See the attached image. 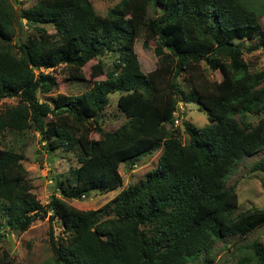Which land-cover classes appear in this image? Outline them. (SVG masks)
<instances>
[{
  "label": "trees",
  "instance_id": "16d2710c",
  "mask_svg": "<svg viewBox=\"0 0 264 264\" xmlns=\"http://www.w3.org/2000/svg\"><path fill=\"white\" fill-rule=\"evenodd\" d=\"M23 21L33 29L24 40ZM40 25H51L54 33ZM260 34L256 8L242 0H120L104 16L88 0H36L24 10L0 0V101L17 100L0 110V142L5 133L33 131L46 150L73 152L78 163L56 183L58 196L42 205L26 180L23 154L0 149L5 227L23 232L48 216L52 256L45 264H189L225 237H245L264 226V208L231 216L238 197L228 185L242 157L264 150V121H236L264 114V70L251 73L238 44ZM139 38L155 42L158 65L147 74L134 54ZM106 54L113 57L112 67L105 71L96 64L91 74L103 80H92L80 95L38 100L56 86L45 71L64 66L70 81L84 83L82 68ZM202 62L220 71L219 82L207 79ZM180 75L186 76V95ZM115 92L126 122L105 132L98 121ZM184 99L206 113V126L184 119L180 128L178 117L174 126L173 114ZM158 148L156 167L111 206L81 211L66 203L118 189L120 165L131 168ZM252 170L263 174L264 189V153ZM53 222L61 229L57 237ZM248 247L256 264H264V246L254 240ZM7 258L0 256V264H11ZM250 263L242 257L236 264Z\"/></svg>",
  "mask_w": 264,
  "mask_h": 264
},
{
  "label": "rangeland",
  "instance_id": "374dc122",
  "mask_svg": "<svg viewBox=\"0 0 264 264\" xmlns=\"http://www.w3.org/2000/svg\"><path fill=\"white\" fill-rule=\"evenodd\" d=\"M15 10H24L32 6L36 0H10ZM96 14L104 16L106 12L116 5L120 0H88ZM245 6L256 8V16L259 20L261 34L252 41L242 40L238 44L243 49L242 60L248 66L251 73H259L264 70V0H242ZM48 33L53 34L54 29L51 25H40ZM33 33L31 26L22 22L21 39ZM155 42H145L142 38L136 40L134 44V54L139 64L140 71L147 74L153 71L157 65V59L153 54ZM111 54H106L100 58L89 61L83 68L82 73L84 78L88 80L84 83H74L69 80L67 69L64 66L56 67L54 70L45 71L50 73L56 80L55 88L48 94H38L37 98L41 102L50 103L52 98L57 94L63 95H80L86 91L92 80H103L104 76H94L92 78V67L96 64H103L104 70L112 67ZM205 76L210 81L219 82L221 80L220 71H212L201 63ZM186 76L180 75L178 83L184 90L186 95L188 85L185 82ZM108 105L102 112L99 119V125L105 132H112L121 127L126 118L118 110L116 101L120 93L108 94ZM17 103L15 98H7L0 101V110L5 107L14 106ZM180 122L186 120L197 128H202L207 125V115L201 111L198 105L188 103L185 99L180 100L175 111ZM176 117V118H177ZM264 121V114L259 116L246 115L243 121L236 117V121L255 126L259 121ZM90 137L94 140L99 138V135L92 133ZM188 136L182 132L181 142L186 143ZM10 149L15 152H21L24 156L22 164L26 170V180L32 187L31 193L42 205H46L49 198L55 194V186L58 180L69 177V171L78 166L76 155L73 152H63L62 150L48 151L44 147V142L40 140L36 132L30 131L26 134L5 133L0 142V149ZM161 153V148L156 149L152 154H147L140 157L130 168L129 163L121 164L119 173L122 177V185L113 191L106 193L91 192L87 197L78 200H66V203L81 211H97L109 206L122 191L129 186H134L144 181L146 175L151 172L157 164V159ZM264 150H260L253 155L244 156L233 168L232 174L229 177L228 185L233 186L238 197V207L231 214L232 217L239 213L252 209L264 208V189H263V174L258 171H253L252 166ZM111 206V205H110ZM8 220V215L5 212H0V256L5 254L11 264H45L51 259V250L48 242L49 220L48 216L39 217L25 231H9L5 224ZM53 232L57 237L60 232L58 223L53 222ZM260 242L264 246V226L257 228L255 231L245 237L233 235L225 237L221 241L215 243L209 250L200 254L198 259L189 264H236L237 260L242 257L251 259L250 264H256L252 257L253 253L249 249V245L254 241Z\"/></svg>",
  "mask_w": 264,
  "mask_h": 264
},
{
  "label": "built area",
  "instance_id": "2783aa9c",
  "mask_svg": "<svg viewBox=\"0 0 264 264\" xmlns=\"http://www.w3.org/2000/svg\"><path fill=\"white\" fill-rule=\"evenodd\" d=\"M173 116L175 117L174 126L179 125V120L176 118L177 116H175V113L173 114Z\"/></svg>",
  "mask_w": 264,
  "mask_h": 264
}]
</instances>
